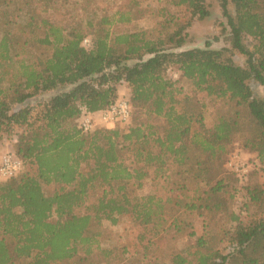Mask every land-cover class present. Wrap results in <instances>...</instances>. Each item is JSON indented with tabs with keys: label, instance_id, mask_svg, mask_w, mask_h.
Returning <instances> with one entry per match:
<instances>
[{
	"label": "trees",
	"instance_id": "16d2710c",
	"mask_svg": "<svg viewBox=\"0 0 264 264\" xmlns=\"http://www.w3.org/2000/svg\"><path fill=\"white\" fill-rule=\"evenodd\" d=\"M100 1L0 0V141L14 138L22 162L0 182V264H84L103 220L122 217L139 227L123 264H264V98L249 84L264 90V0H219L230 46L218 49L183 48L186 28L209 15L207 0H168L183 14L169 13L161 31L112 38L110 27L129 23L138 0ZM171 66L189 92L168 76ZM123 85L135 109L126 128L82 132L81 108L95 116ZM42 93L50 96L30 104ZM198 93L220 101L211 127ZM237 140L256 153L263 180L254 169L243 181L225 171ZM145 178L169 187L140 195ZM241 189L243 215L231 207ZM184 236L191 242L178 247ZM160 239L166 246L149 254Z\"/></svg>",
	"mask_w": 264,
	"mask_h": 264
},
{
	"label": "rangeland",
	"instance_id": "374dc122",
	"mask_svg": "<svg viewBox=\"0 0 264 264\" xmlns=\"http://www.w3.org/2000/svg\"><path fill=\"white\" fill-rule=\"evenodd\" d=\"M100 3L101 5H107L110 8L126 7L129 3V0H104L100 1ZM207 5L209 15L203 19H194L191 25L186 28V36L183 48L203 47L205 42H209L212 48L217 49L230 46L227 39L229 28L226 24V18L222 15L220 1L207 0ZM228 8L232 12L231 4L228 5ZM169 13L182 16L183 9L181 7L174 8L168 0H138V6L133 10L132 20L126 24H113L110 27V38H112L114 34L123 31H136L140 29L149 30L152 28H160L161 31L162 27L167 25L166 20L169 19ZM246 42L250 45L252 41L250 38H247ZM232 59L239 65L245 64V56L238 53L232 54ZM167 73L168 76L174 81L175 85L178 88H181L183 92L190 91V83L180 76L179 71L174 66L169 67ZM249 84L255 96L264 98V90L261 85H259L254 80H250ZM119 93L120 97L127 98V86L123 85L120 87ZM49 96L50 93H42L37 95L30 100V104H35L40 100L42 101L47 99ZM197 98L204 103L203 116L205 125L207 127H211L214 123L215 110L218 108L220 101L218 99L205 96L203 93H198ZM131 110L133 114L135 109L132 108ZM122 126L123 128H126L125 125ZM13 142L14 138L4 135L0 141V155L6 151H13ZM232 149L233 152L236 151L241 155L242 160H245L250 165L251 170L254 169L257 172L255 176H257L258 181L263 180L260 173H258L261 164L256 153L245 151L241 147L239 140L234 142ZM225 171H227L226 168ZM168 187V181L164 182L163 180L159 179L157 184H153L150 178H145L143 180V186L140 190H138V193L140 195H144L148 192H158V194H160L167 191ZM247 202L248 199L245 191L241 189L236 192L231 207L235 212H241L243 215L245 213V209H247ZM77 211L84 213L86 211L85 206L80 207ZM54 218V216L51 217V219ZM200 228V219H196L195 232L198 233ZM102 229L103 233L99 237L98 242L92 246L93 255L89 257V260H86V263L84 264H88V261L92 264H123L124 256L122 251L124 247L128 245L138 233L139 227L135 224H131L128 220L122 217L117 224L113 225L108 220H103ZM154 242L155 243L148 251L149 254L156 245L166 246L164 240L162 239L155 240ZM169 242H171V240ZM189 242H191V239L187 236L181 237L179 241H176L178 247H182ZM219 247L223 253H227L231 248L225 242H222ZM106 253L107 255L105 256L104 254ZM78 255L81 257L84 256L82 249H79ZM141 256L142 254L140 253L137 257Z\"/></svg>",
	"mask_w": 264,
	"mask_h": 264
},
{
	"label": "built area",
	"instance_id": "2783aa9c",
	"mask_svg": "<svg viewBox=\"0 0 264 264\" xmlns=\"http://www.w3.org/2000/svg\"><path fill=\"white\" fill-rule=\"evenodd\" d=\"M88 42L87 38L83 40L84 45H87ZM130 115V105L126 98L121 97L108 108L97 111L95 116L85 108H81L78 116V128L84 133L93 131L97 126L111 129L116 124H128ZM21 168L22 162L13 151L4 152L0 155V182L15 176ZM225 168L235 174L240 181L247 178L251 169L250 165L245 160H242L241 155L236 151L226 160Z\"/></svg>",
	"mask_w": 264,
	"mask_h": 264
}]
</instances>
